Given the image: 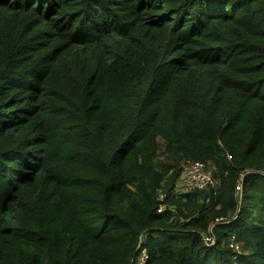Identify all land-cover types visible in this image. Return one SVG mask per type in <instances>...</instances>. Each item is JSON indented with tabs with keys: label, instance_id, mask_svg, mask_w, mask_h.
I'll return each mask as SVG.
<instances>
[{
	"label": "trees",
	"instance_id": "trees-1",
	"mask_svg": "<svg viewBox=\"0 0 264 264\" xmlns=\"http://www.w3.org/2000/svg\"><path fill=\"white\" fill-rule=\"evenodd\" d=\"M0 264H264V0H0Z\"/></svg>",
	"mask_w": 264,
	"mask_h": 264
},
{
	"label": "built area",
	"instance_id": "built-area-1",
	"mask_svg": "<svg viewBox=\"0 0 264 264\" xmlns=\"http://www.w3.org/2000/svg\"><path fill=\"white\" fill-rule=\"evenodd\" d=\"M182 176L187 189L206 188L212 184L210 173L207 170V165L202 161H189L182 164ZM233 249L238 250V244L231 238L230 244ZM146 258L143 253L140 257V262Z\"/></svg>",
	"mask_w": 264,
	"mask_h": 264
},
{
	"label": "rangeland",
	"instance_id": "rangeland-1",
	"mask_svg": "<svg viewBox=\"0 0 264 264\" xmlns=\"http://www.w3.org/2000/svg\"><path fill=\"white\" fill-rule=\"evenodd\" d=\"M158 141H159L158 157H159L160 159L168 160L170 157L167 158V157L165 156L164 152H163V147H164V145H163V143H162V140L159 139ZM207 170H208V172L210 173V176H211V179H212V184H211V185H213V184H214V179H213V177H212V175H211V170L209 169V167H207ZM178 183H179V185H178L176 188H177V191L179 192L181 189H183V188L186 187V185H185V181H184V178H183L182 174H181V175L179 176V178H178ZM184 190H186V189H184Z\"/></svg>",
	"mask_w": 264,
	"mask_h": 264
},
{
	"label": "crops",
	"instance_id": "crops-1",
	"mask_svg": "<svg viewBox=\"0 0 264 264\" xmlns=\"http://www.w3.org/2000/svg\"><path fill=\"white\" fill-rule=\"evenodd\" d=\"M179 185V183H178V181H177V183H176V187ZM177 189V188H176ZM184 189H186V190H184ZM189 189H187L186 187L185 188H183V189H181L179 192H185V191H188Z\"/></svg>",
	"mask_w": 264,
	"mask_h": 264
},
{
	"label": "clouds",
	"instance_id": "clouds-1",
	"mask_svg": "<svg viewBox=\"0 0 264 264\" xmlns=\"http://www.w3.org/2000/svg\"><path fill=\"white\" fill-rule=\"evenodd\" d=\"M141 257V256H140ZM139 262H140V260H139Z\"/></svg>",
	"mask_w": 264,
	"mask_h": 264
}]
</instances>
